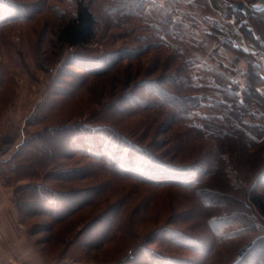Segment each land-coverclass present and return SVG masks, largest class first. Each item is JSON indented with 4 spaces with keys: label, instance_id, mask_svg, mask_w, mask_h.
Returning a JSON list of instances; mask_svg holds the SVG:
<instances>
[{
    "label": "rangeland",
    "instance_id": "1",
    "mask_svg": "<svg viewBox=\"0 0 264 264\" xmlns=\"http://www.w3.org/2000/svg\"><path fill=\"white\" fill-rule=\"evenodd\" d=\"M77 1L0 0V164L10 159L30 136L47 127L76 124L111 126L155 156L174 164H188L193 154H197L198 141H191L192 150L186 146L181 152L176 151L175 147L185 142L180 137L185 129L172 124L170 109L159 106L160 98L155 91L150 92L148 84L171 86L169 82L175 78L179 63L176 48L182 49L186 57L199 54L200 63L214 65L219 59L213 62L209 53L193 48L188 40L174 42L165 36L169 48L164 47L159 41L162 33L149 30L142 16L135 17L136 9L130 10L127 0H88L97 17V36L85 47H68L60 42L58 34L60 26L75 14ZM155 1L160 6L168 4L170 10L176 6L170 0ZM192 1L196 8L186 7L187 0L182 4V8L196 15L199 23L192 34L202 33L205 20H218L227 35H218L217 39H230L237 46L256 52L252 60L264 65L261 54L240 29V24L249 18L227 8L229 2L234 7L243 3L245 11L256 10L264 7V0ZM225 49L220 48L230 59L225 63L231 65L236 54ZM75 62L91 68L83 70ZM236 67L247 69L244 57H240ZM103 69L106 70L98 72ZM194 72L200 74L198 70ZM143 99L148 103L143 104ZM59 138L61 141L64 136ZM55 140L56 144L60 142ZM192 145H196L195 150ZM87 161L77 157L70 164L81 166ZM144 180L112 174L109 170L100 172L97 178L75 183L48 180V185L61 190L94 183L106 186L96 202L60 222L52 231L46 230L48 216L22 220L11 201L13 187L30 179L14 180L13 187L0 181L4 191L11 194L9 203L17 218V226L7 238L0 233V264H15L13 257L18 264H120L133 250L134 260L129 264H155L153 256L145 255L141 247L164 256L194 259L197 264H203L205 259V264H232L240 259L239 250L258 235L248 232L218 240L204 206L193 191ZM257 182H253L252 188L259 185L258 190L263 192ZM224 185L220 180L209 183L219 189ZM221 205L232 213L241 209L236 200ZM221 205L208 215L221 212ZM233 219L239 221L237 215ZM224 225L227 231L240 228L237 224ZM168 228H178L196 238L207 255L201 256L197 248L184 249L183 243L181 248H173L166 236ZM241 262L264 264L263 248H254Z\"/></svg>",
    "mask_w": 264,
    "mask_h": 264
},
{
    "label": "trees",
    "instance_id": "2",
    "mask_svg": "<svg viewBox=\"0 0 264 264\" xmlns=\"http://www.w3.org/2000/svg\"><path fill=\"white\" fill-rule=\"evenodd\" d=\"M185 1L170 0V3L176 4L171 10L168 4L160 6L155 0H127L126 3L130 10L135 7L133 15L142 16L149 30L162 33L159 41L164 47L169 46V42L164 41L165 36L171 37L174 42L178 39L188 40L193 48L209 53L213 62L219 59L214 65L200 63L199 54L186 57L182 49L176 48L175 56L179 58V63L175 67V78L169 82L171 86L159 87L152 82L148 84L150 92L155 91L156 97L160 98L162 105L159 106L170 109L172 114L168 116L172 124L185 129L180 135L181 139L185 138V142L181 140L182 144L174 146L176 151L181 152L186 146L189 148L192 140L198 141V151L193 154L192 161L188 164L166 161L108 125L47 127L30 136L10 159L0 164V181L6 185L13 187L14 180H31L13 187L11 201L22 220L46 215L50 218L46 230L52 231L60 222L96 202L105 192L106 186L94 183L78 189L61 190L48 185L47 181H87L109 170L112 174L142 181L146 177L144 181L147 182L170 183L193 191L204 206L206 217L218 240L254 232L258 234L239 250L240 259L232 264H242L241 258L247 257L254 248L261 247L264 250V191L258 190L259 185L252 188L253 182L257 180L261 190H264V65L252 60L256 52L237 46L233 40L217 39L218 35H227L218 20H205L202 33L192 34L199 23L196 15L182 8ZM151 2L155 4L151 6ZM186 7L194 8V2L187 0ZM227 8L238 16L249 18L240 24L242 35L253 44L264 62V7L245 11L243 3L234 7L228 2ZM97 31L98 21L92 2L78 0L75 14L60 26L58 38L68 47L81 48L94 41ZM220 48L236 54L231 65L225 63L230 59ZM240 57H244L247 63L245 71L236 69ZM73 64L83 70L91 68L83 63ZM196 70L200 71L199 75L195 74ZM144 103L148 101L144 102L143 99ZM59 135L64 136L61 141ZM55 139L60 142L56 144ZM192 146L196 148V145ZM77 157L88 161L81 166L71 165L70 161ZM216 180L224 182L223 188L209 186ZM231 200L241 205L237 213L227 211L221 205ZM220 205L221 212L208 215ZM234 215L239 217L240 222L234 221ZM224 223L237 224L240 228L227 231ZM165 231L173 248H181L180 244L183 243L184 249L197 248L201 256L207 255L202 243L196 242V238L183 230L168 228ZM141 251L147 256L152 255L155 264L198 263L194 259L164 256L142 247ZM133 254L134 250L130 251L120 264L132 262ZM206 260H202V263L205 264Z\"/></svg>",
    "mask_w": 264,
    "mask_h": 264
},
{
    "label": "crops",
    "instance_id": "3",
    "mask_svg": "<svg viewBox=\"0 0 264 264\" xmlns=\"http://www.w3.org/2000/svg\"><path fill=\"white\" fill-rule=\"evenodd\" d=\"M10 196L11 194L5 192L4 188L0 185V233L3 234L5 238H7V236L12 232L11 229L14 231L15 226H17V218L13 214L11 204L9 203ZM14 233L17 238L16 232ZM21 237L23 236L20 234L18 238L21 239ZM13 261L15 264H18V260H16L14 257Z\"/></svg>",
    "mask_w": 264,
    "mask_h": 264
}]
</instances>
